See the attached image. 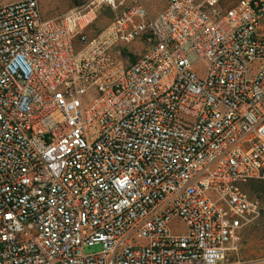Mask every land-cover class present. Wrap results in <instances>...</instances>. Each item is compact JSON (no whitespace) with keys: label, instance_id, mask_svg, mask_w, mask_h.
Segmentation results:
<instances>
[{"label":"built area","instance_id":"2783aa9c","mask_svg":"<svg viewBox=\"0 0 264 264\" xmlns=\"http://www.w3.org/2000/svg\"><path fill=\"white\" fill-rule=\"evenodd\" d=\"M254 181L264 0L0 5V264H264L234 260Z\"/></svg>","mask_w":264,"mask_h":264},{"label":"rangeland","instance_id":"374dc122","mask_svg":"<svg viewBox=\"0 0 264 264\" xmlns=\"http://www.w3.org/2000/svg\"><path fill=\"white\" fill-rule=\"evenodd\" d=\"M21 0H0V5L17 2ZM122 0H117V2ZM42 14L45 19L53 18L75 9L93 7L95 0H39ZM128 2V1H127ZM143 5L150 16L160 13L165 7V0H137ZM116 12L105 5L96 10V19L93 24L85 30V35L92 39L104 30L115 18ZM77 48L80 46L77 44ZM135 51V50H134ZM142 51H136L140 55ZM124 59L126 55L124 54ZM119 61L124 62L122 57L117 56ZM137 56H132L130 62L133 63ZM127 65V64H125ZM245 191L251 199L259 203L260 215L253 217L243 233V241L239 252L234 260L250 262L264 259V181H254L245 187ZM173 233L185 232L186 227L180 221H174L171 226ZM101 245L85 247L86 254H97L102 252Z\"/></svg>","mask_w":264,"mask_h":264}]
</instances>
